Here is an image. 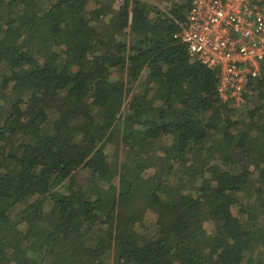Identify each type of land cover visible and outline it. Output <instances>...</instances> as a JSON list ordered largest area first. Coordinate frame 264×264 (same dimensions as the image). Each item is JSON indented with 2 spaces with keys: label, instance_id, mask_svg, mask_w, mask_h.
Returning a JSON list of instances; mask_svg holds the SVG:
<instances>
[{
  "label": "trees",
  "instance_id": "16d2710c",
  "mask_svg": "<svg viewBox=\"0 0 264 264\" xmlns=\"http://www.w3.org/2000/svg\"><path fill=\"white\" fill-rule=\"evenodd\" d=\"M164 1L0 0V264H264V63L222 100Z\"/></svg>",
  "mask_w": 264,
  "mask_h": 264
},
{
  "label": "built area",
  "instance_id": "2783aa9c",
  "mask_svg": "<svg viewBox=\"0 0 264 264\" xmlns=\"http://www.w3.org/2000/svg\"><path fill=\"white\" fill-rule=\"evenodd\" d=\"M187 55L219 73L217 91L234 106L245 103L247 79L264 63V0H190L172 34Z\"/></svg>",
  "mask_w": 264,
  "mask_h": 264
},
{
  "label": "rangeland",
  "instance_id": "374dc122",
  "mask_svg": "<svg viewBox=\"0 0 264 264\" xmlns=\"http://www.w3.org/2000/svg\"><path fill=\"white\" fill-rule=\"evenodd\" d=\"M122 0H115V4L121 2ZM169 4L168 0L164 1V2H161L160 5L161 6H164V7H167ZM242 109V108H241ZM50 123H48L46 126L47 128H49L50 126ZM115 126L118 128V131H115V137L113 139L114 141V144L118 145V150L115 149V147L111 144H107L105 146V151L108 155H116V154H119L120 153V158L122 157V144H121V141H120V135L122 133V122L119 120L115 123ZM112 141V143H113ZM79 177V176H78Z\"/></svg>",
  "mask_w": 264,
  "mask_h": 264
}]
</instances>
